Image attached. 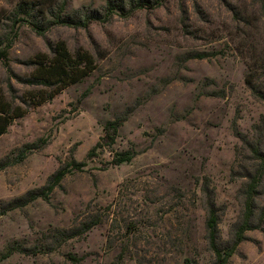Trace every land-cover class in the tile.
<instances>
[{
    "label": "rangeland",
    "instance_id": "1",
    "mask_svg": "<svg viewBox=\"0 0 264 264\" xmlns=\"http://www.w3.org/2000/svg\"><path fill=\"white\" fill-rule=\"evenodd\" d=\"M20 1L0 0V37L12 42L0 60L3 101L21 105L27 91L38 90L20 80L32 71L27 62L59 41L72 53H90L97 69L0 136V159L49 140L0 171V264H73L70 255L79 264H214L203 190L208 185L221 209L220 237L229 242L242 214V189L257 168L264 171L252 153L260 144L264 155V102L244 82L251 71L264 74V0H163L86 29L55 26L44 36L12 26ZM106 1L70 0L67 11L101 13ZM125 111L115 144L87 159L105 122ZM125 151L134 154L131 162L113 165ZM72 160L85 167L67 175L48 202L2 214L6 203L41 188ZM256 204L264 207V176ZM107 206L102 223L85 235L60 246L43 238ZM16 244L40 252L2 259ZM228 264H264V223L245 234Z\"/></svg>",
    "mask_w": 264,
    "mask_h": 264
},
{
    "label": "trees",
    "instance_id": "2",
    "mask_svg": "<svg viewBox=\"0 0 264 264\" xmlns=\"http://www.w3.org/2000/svg\"><path fill=\"white\" fill-rule=\"evenodd\" d=\"M69 1L22 0L16 5L9 19L12 21L13 27L24 24L37 35L44 36L55 26L86 29L94 22L107 20L115 12L122 17H128L138 9H155L160 6L163 0H128V9L125 7V0H107L105 6L102 7L101 13L91 11L88 7H81L68 12L67 5ZM11 46V41L7 42V39L0 37V60H7ZM195 56L203 58L204 55L197 54ZM27 63L32 67V71L28 76L20 80L28 87L37 88L38 90L27 91L21 105H13L0 98V136L7 132L8 127L15 119L23 117L31 108L51 100L54 96L69 86L80 82L97 69L96 60L90 53L82 50L72 53L63 41L50 46L49 53H39ZM244 82L251 94L264 102V74L259 75L251 71L245 76ZM128 115L129 112L125 111L105 122L103 136L88 152L87 159L95 158L98 150L115 144L118 132L127 121ZM48 141V138H39L32 143L23 145L14 153L3 157L0 159V171L24 162L30 154L42 150L48 144ZM261 148L260 144L253 145L252 153L256 156V159L261 160L263 163L264 155L261 152ZM133 157L134 154L130 151L117 153L112 164L129 163ZM84 167L85 162H76L75 160L59 166L47 178L41 188L30 190L21 197L6 203L2 214L24 208L39 199L48 202L53 192L61 187V182L67 175L74 171H82ZM263 176L264 171L261 165L248 177L249 181L242 189V214L240 220L233 228L229 242H222L220 237L219 221L221 209L216 205L208 185L204 190L202 189L207 197L204 202L206 241L208 248L213 254L214 264H228L239 244L245 240V234L251 230L261 229L264 223V207L258 208L256 194ZM109 209L110 206L100 207L98 213L74 222L69 228L54 229L47 234H43V238L55 240L54 246H60L69 240L79 238L101 224L103 214L100 212L108 211ZM51 250L53 249H46V251ZM14 252L24 255H36L40 251H37L36 247L27 248L16 244L7 249L2 259L8 258ZM70 258L73 264H79L81 261V259L72 255H70ZM122 258L123 253L116 257L120 263H122ZM186 262L189 263L188 260Z\"/></svg>",
    "mask_w": 264,
    "mask_h": 264
}]
</instances>
